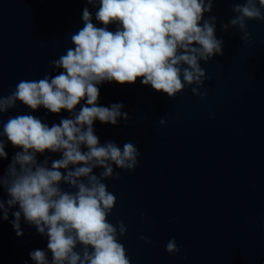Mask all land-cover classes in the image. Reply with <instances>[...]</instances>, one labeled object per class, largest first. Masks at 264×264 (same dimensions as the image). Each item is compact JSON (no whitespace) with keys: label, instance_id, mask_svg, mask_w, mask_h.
<instances>
[{"label":"clouds","instance_id":"obj_1","mask_svg":"<svg viewBox=\"0 0 264 264\" xmlns=\"http://www.w3.org/2000/svg\"><path fill=\"white\" fill-rule=\"evenodd\" d=\"M216 2L85 0L96 11L82 9L83 26L70 34L73 47L49 61L57 74L22 79L7 96L0 95V116L17 102L31 113L43 108L46 114H69L51 126L33 114L0 119V161L8 159L7 143L18 149L0 174V191L7 195L0 198V220L8 221L11 213L18 237L24 235L23 219L47 238V250L29 253L34 264H131L120 242L128 226L123 220L109 221L117 197L105 181L120 180L122 171L134 172L141 153L132 141L123 147L114 140L101 143L95 122L118 126L123 121L126 126L129 115L123 103L100 106L99 86L140 80L169 99L186 87L205 99L202 89L209 77L201 62L224 54V41L216 36L218 17L210 14ZM231 12L234 16L220 24L221 31L237 29L242 42L249 43L247 22H264V0L234 3ZM159 123L164 125L166 116ZM140 239L151 243L146 236ZM165 248L171 255L181 252L175 238Z\"/></svg>","mask_w":264,"mask_h":264}]
</instances>
